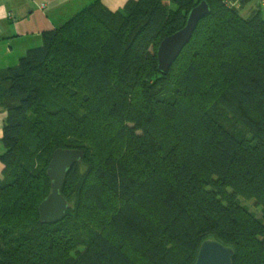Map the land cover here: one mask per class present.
Wrapping results in <instances>:
<instances>
[{
  "label": "trees",
  "instance_id": "1",
  "mask_svg": "<svg viewBox=\"0 0 264 264\" xmlns=\"http://www.w3.org/2000/svg\"><path fill=\"white\" fill-rule=\"evenodd\" d=\"M202 0H101L0 72V264H196L215 239L264 264V12L211 14L168 74L158 49ZM235 126V127H233ZM84 157L44 224L58 149Z\"/></svg>",
  "mask_w": 264,
  "mask_h": 264
},
{
  "label": "crops",
  "instance_id": "2",
  "mask_svg": "<svg viewBox=\"0 0 264 264\" xmlns=\"http://www.w3.org/2000/svg\"><path fill=\"white\" fill-rule=\"evenodd\" d=\"M96 0H0V72L15 66L33 48L43 45V33L61 27ZM113 10H121L129 0H101ZM264 0L247 5L241 14L248 18ZM7 113L0 110V156L6 151L3 128ZM5 166L0 161V178Z\"/></svg>",
  "mask_w": 264,
  "mask_h": 264
},
{
  "label": "water",
  "instance_id": "3",
  "mask_svg": "<svg viewBox=\"0 0 264 264\" xmlns=\"http://www.w3.org/2000/svg\"><path fill=\"white\" fill-rule=\"evenodd\" d=\"M211 14V7L207 0L193 8L188 15L185 26L174 34L165 38L158 49L159 70L168 74L172 65L178 59L184 48L191 42L200 22ZM84 157L80 149H58L55 151L48 168V175L52 181L50 195L40 204L41 222L56 224L63 220L70 207L61 190L67 174ZM235 250L218 240H206L199 251L196 264H233Z\"/></svg>",
  "mask_w": 264,
  "mask_h": 264
},
{
  "label": "rangeland",
  "instance_id": "4",
  "mask_svg": "<svg viewBox=\"0 0 264 264\" xmlns=\"http://www.w3.org/2000/svg\"><path fill=\"white\" fill-rule=\"evenodd\" d=\"M235 127V126H233ZM243 205L248 207L255 215H257L258 218L262 219L264 221V215H263V209L261 207H256L254 200H241Z\"/></svg>",
  "mask_w": 264,
  "mask_h": 264
},
{
  "label": "built area",
  "instance_id": "5",
  "mask_svg": "<svg viewBox=\"0 0 264 264\" xmlns=\"http://www.w3.org/2000/svg\"><path fill=\"white\" fill-rule=\"evenodd\" d=\"M227 3H228L231 7L240 8V6H241V2H240L239 0H227Z\"/></svg>",
  "mask_w": 264,
  "mask_h": 264
}]
</instances>
